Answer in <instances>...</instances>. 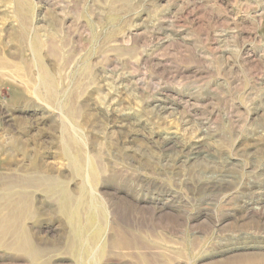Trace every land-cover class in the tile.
<instances>
[{
	"label": "rangeland",
	"instance_id": "1",
	"mask_svg": "<svg viewBox=\"0 0 264 264\" xmlns=\"http://www.w3.org/2000/svg\"><path fill=\"white\" fill-rule=\"evenodd\" d=\"M0 264H264V0H0Z\"/></svg>",
	"mask_w": 264,
	"mask_h": 264
},
{
	"label": "bare ground",
	"instance_id": "2",
	"mask_svg": "<svg viewBox=\"0 0 264 264\" xmlns=\"http://www.w3.org/2000/svg\"><path fill=\"white\" fill-rule=\"evenodd\" d=\"M43 80H44V84H46V85H49L50 84V79H49V77L50 76H48L46 73H44L43 74ZM197 148V147H196ZM184 149H186V148H184ZM195 150V149H194ZM183 151V150H182ZM189 151V150H188ZM185 152V151H184ZM187 152V151H186ZM195 152V151H194ZM196 153V152H195ZM185 154H187V153H185ZM184 154V155H185ZM192 154H193V152H192ZM65 198V201H67L68 200V197L67 196H65L64 197ZM97 221V220H96ZM96 224V223H95ZM74 225V224H73ZM82 233V232H81ZM36 255V254H35ZM33 253H30V257H31V259H32V256H35ZM34 258V257H33ZM35 259V258H34ZM37 259V258H36ZM35 259V260H36ZM33 261V260H32Z\"/></svg>",
	"mask_w": 264,
	"mask_h": 264
}]
</instances>
